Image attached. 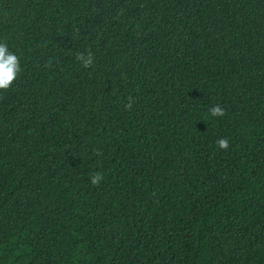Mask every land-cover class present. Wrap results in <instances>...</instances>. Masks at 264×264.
<instances>
[{
  "label": "trees",
  "instance_id": "16d2710c",
  "mask_svg": "<svg viewBox=\"0 0 264 264\" xmlns=\"http://www.w3.org/2000/svg\"><path fill=\"white\" fill-rule=\"evenodd\" d=\"M0 39V264H264V0H0Z\"/></svg>",
  "mask_w": 264,
  "mask_h": 264
},
{
  "label": "clouds",
  "instance_id": "9594fccd",
  "mask_svg": "<svg viewBox=\"0 0 264 264\" xmlns=\"http://www.w3.org/2000/svg\"><path fill=\"white\" fill-rule=\"evenodd\" d=\"M75 60L85 69L93 67L96 62L94 53L90 48L86 51L77 52L75 54ZM21 73V58L10 50L6 39H0V92L9 91L14 83L20 78ZM132 107L133 99L129 97L125 108L131 110ZM209 111L213 117H223L226 115V110L218 104L212 107ZM216 144L220 149L225 151L230 147L227 138L217 140ZM97 155H102V153L98 151ZM103 179L104 176L101 172H96L90 175L91 184L97 187Z\"/></svg>",
  "mask_w": 264,
  "mask_h": 264
}]
</instances>
